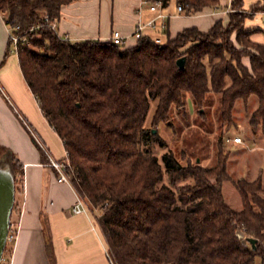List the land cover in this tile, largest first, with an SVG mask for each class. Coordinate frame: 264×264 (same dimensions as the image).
<instances>
[{"label":"trees","instance_id":"1","mask_svg":"<svg viewBox=\"0 0 264 264\" xmlns=\"http://www.w3.org/2000/svg\"><path fill=\"white\" fill-rule=\"evenodd\" d=\"M75 1L0 0V14L26 38L16 52L23 76L63 143L75 190L97 212L113 263L264 264L261 177L233 181L243 205L239 212L223 195L224 183L232 181L224 135L236 126L237 102L256 97L250 127L256 132L264 124V45L251 40L264 29L245 26L264 13V5L245 11L243 0H232L226 26L218 21L208 32L189 28L171 38L166 23V41L144 35L127 48L65 40L45 24V17L57 23L62 7ZM145 1L163 8L171 2ZM217 3L177 0L186 15ZM11 48L10 41L4 61ZM189 98L195 125L205 133L216 128L212 167L187 148L178 153L146 127L150 120L155 128L163 124L182 133L177 119L189 124ZM155 148L165 152L159 156ZM3 159L23 177V166L0 145ZM248 239L257 241L256 248Z\"/></svg>","mask_w":264,"mask_h":264},{"label":"crops","instance_id":"2","mask_svg":"<svg viewBox=\"0 0 264 264\" xmlns=\"http://www.w3.org/2000/svg\"><path fill=\"white\" fill-rule=\"evenodd\" d=\"M257 3L264 4V0H243V9L248 11ZM178 7L177 0H171L166 8L159 7L157 12H152L145 0H78L62 7L56 29L60 37L72 42H107L113 33L118 32L124 38L125 47L131 48L137 44L133 34L140 22L156 19L158 25L168 23V34L174 38L189 28L208 32L218 21L226 26L233 11L232 0H218L216 5L195 15L180 13ZM159 15L162 18H158ZM245 26L251 30L264 29V13L247 20ZM144 35L166 39L160 26L155 30L145 29ZM251 40L264 45L262 33L253 34ZM9 45V26L0 14V87L44 140L51 153L57 159H66L61 139L47 122L25 81L17 54H10L4 61ZM243 63L250 67L249 59H243ZM188 104L191 110L190 98ZM237 104H241L240 110L242 108L246 116L259 106L256 97H251L248 102L239 100ZM234 121L235 127H238L236 118ZM250 130L249 140L242 138L243 144L229 143L247 148H254L255 145V151L264 153V131L262 128L261 133ZM0 145L14 154L24 171L21 200L18 202L20 211H13L12 215L13 222L18 225V236L13 245L11 264H111L97 214L92 211L89 214L72 212L77 200L75 190L67 184L58 183L56 172L46 166L44 154L1 90Z\"/></svg>","mask_w":264,"mask_h":264},{"label":"rangeland","instance_id":"3","mask_svg":"<svg viewBox=\"0 0 264 264\" xmlns=\"http://www.w3.org/2000/svg\"><path fill=\"white\" fill-rule=\"evenodd\" d=\"M264 4H261L263 6ZM235 37V34L233 35V39ZM162 41H166V39H162ZM27 42V41H26ZM11 54H14L13 46L10 49ZM241 104H237L234 110V118H236L238 127H233L229 132L225 133V144H224V151L225 153L229 152V158L227 161V172L230 175L232 181L225 182L223 185V195L226 204L233 209L234 211H241L242 210V201L237 193L233 181H237L239 179H244L247 181H254L261 177L263 188H264V153L255 151V143H252L254 146L251 148H247L245 146H236L233 143H228L226 140L228 137L234 138L240 136L243 139L249 140L250 135V119L252 117V114H248L246 116L242 108L240 110ZM253 109V108H252ZM214 112L215 107L211 108V114L209 121H214ZM241 112V114H240ZM240 114V116H239ZM196 117V113L193 109H191V120L189 121V124L184 123L182 121V124L179 123L177 119V125L176 128H179L181 126L183 128L182 133L181 130H171L169 127L165 125H160L159 127L155 128L151 125V121L149 120L146 124L147 128H151L153 130H158L159 135L167 142L168 146L172 149H175L178 153L183 148H187L191 152V156H199L202 158V164L204 167H212L215 164V155H216V136L217 131L216 128H214V132L212 133H205L201 128L195 125L194 118ZM247 125V126H246ZM264 127L258 128L259 133H261ZM257 130V131H258ZM264 139V138H263ZM187 142V144H185ZM264 144V142H263ZM156 153L161 156L165 150H160L159 148H155ZM195 159V158H194ZM6 161V159H3ZM262 170V172H261ZM22 183H23V177L21 175H16V201L14 206V212H19L18 208V202L21 200V192H22ZM97 214V212H94ZM14 220H12L13 222ZM8 250V247L5 249L4 257L9 258L10 253Z\"/></svg>","mask_w":264,"mask_h":264},{"label":"built area","instance_id":"4","mask_svg":"<svg viewBox=\"0 0 264 264\" xmlns=\"http://www.w3.org/2000/svg\"><path fill=\"white\" fill-rule=\"evenodd\" d=\"M145 2H147V1H145ZM149 5H150V10L152 12H157L159 7H161L160 3H153V4L149 3ZM178 11L180 13H182L183 12L182 7L179 6ZM158 18H162V15H159ZM44 21H45V24H47L51 29H53L57 32L56 22H50V19L48 17H45ZM6 24H7V22H6ZM159 26L162 29L165 28V24L158 25L156 22V19H153L152 21H148L146 23L140 22L137 24L136 30H135L133 36L136 40H139L140 38H142L144 36L145 29L149 28V29L155 30ZM17 31H18V28H12L9 26V39H10L11 44L13 46L14 53H16L18 51V45L21 42L22 43L26 42V38L25 37L23 38V36L17 34ZM64 39L67 40V38H64ZM155 40L157 43L162 42V40L160 38H155ZM109 41H113L114 43L119 44V45H125L124 38L118 32L113 33V35L110 37ZM0 90L3 93V95L5 96L6 100L10 104V106L12 107L13 111L16 113L17 117L19 118V120L21 121L23 126L25 127V129L28 131V133L33 138L36 145L39 147V149L44 154V156L47 160L46 166L52 168L56 172L58 183L67 184V185L73 187V189L75 190L73 182H72L71 177H70V174L68 172V169L70 167L69 161L67 159H62V160L57 159L51 153V151L47 147L44 140L39 136V134L35 131V129L31 126V124L23 116V114L19 111V109L13 103L11 98L5 93V91L1 87H0ZM226 141L228 143L233 142L234 144H243L242 138L239 136L234 137L232 139L227 138ZM75 193L77 195V200H76L75 205L72 208V212L74 214H89L91 211L90 207L88 206L86 201L77 193L76 190H75ZM17 236H18V225H17V223L11 222V226L9 228V233H8V238H7V246H6V248L8 247L7 251H9L10 256L6 260V258L3 255L1 264H11L13 245L17 239ZM106 254H107V257L109 258V261L111 262V264H114L110 255H109L108 249L106 251Z\"/></svg>","mask_w":264,"mask_h":264},{"label":"water","instance_id":"5","mask_svg":"<svg viewBox=\"0 0 264 264\" xmlns=\"http://www.w3.org/2000/svg\"><path fill=\"white\" fill-rule=\"evenodd\" d=\"M180 68H184L185 59L178 61ZM157 134V130L153 131ZM16 201V174L13 166L5 161L0 160V264L2 262L3 254L7 246V238L9 228L12 222V215ZM238 237H244L243 232L238 229ZM248 241L256 248L257 241L255 239H248Z\"/></svg>","mask_w":264,"mask_h":264}]
</instances>
